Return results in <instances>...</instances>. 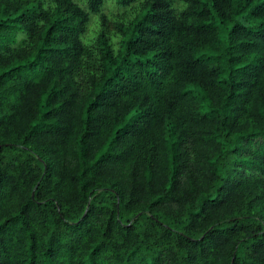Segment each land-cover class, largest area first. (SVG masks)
Returning a JSON list of instances; mask_svg holds the SVG:
<instances>
[{
  "label": "trees",
  "instance_id": "16d2710c",
  "mask_svg": "<svg viewBox=\"0 0 264 264\" xmlns=\"http://www.w3.org/2000/svg\"><path fill=\"white\" fill-rule=\"evenodd\" d=\"M114 1L0 0V264H264V0Z\"/></svg>",
  "mask_w": 264,
  "mask_h": 264
},
{
  "label": "rangeland",
  "instance_id": "374dc122",
  "mask_svg": "<svg viewBox=\"0 0 264 264\" xmlns=\"http://www.w3.org/2000/svg\"><path fill=\"white\" fill-rule=\"evenodd\" d=\"M78 1L81 5H84V2H82V0H76ZM117 7H116V4H115V1L114 0H105V5H104V8L103 10L105 12H116L117 11ZM96 27V17L95 16H92V21H91V25H90V30H93L94 28ZM91 33L87 34V36H90Z\"/></svg>",
  "mask_w": 264,
  "mask_h": 264
}]
</instances>
